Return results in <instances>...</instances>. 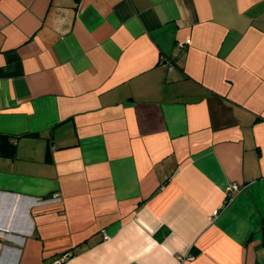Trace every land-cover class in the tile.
I'll return each mask as SVG.
<instances>
[{
  "label": "crops",
  "instance_id": "0c3cea01",
  "mask_svg": "<svg viewBox=\"0 0 264 264\" xmlns=\"http://www.w3.org/2000/svg\"><path fill=\"white\" fill-rule=\"evenodd\" d=\"M60 258L264 264V0H0V264Z\"/></svg>",
  "mask_w": 264,
  "mask_h": 264
},
{
  "label": "built area",
  "instance_id": "2783aa9c",
  "mask_svg": "<svg viewBox=\"0 0 264 264\" xmlns=\"http://www.w3.org/2000/svg\"><path fill=\"white\" fill-rule=\"evenodd\" d=\"M179 45H183L182 42H179ZM238 188V184L236 183H229L227 186H226V192L228 194H230V196L232 195V193L234 191H236ZM57 195L56 194H53V197H56ZM102 235H103V239H108L109 238V235L106 233V232H102ZM188 258H191V256H188ZM63 262V258H60V259H56L54 261H52L50 264H62Z\"/></svg>",
  "mask_w": 264,
  "mask_h": 264
}]
</instances>
